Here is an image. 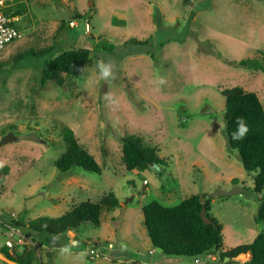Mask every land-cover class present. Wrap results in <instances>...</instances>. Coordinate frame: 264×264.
Here are the masks:
<instances>
[{
	"label": "rangeland",
	"instance_id": "obj_1",
	"mask_svg": "<svg viewBox=\"0 0 264 264\" xmlns=\"http://www.w3.org/2000/svg\"><path fill=\"white\" fill-rule=\"evenodd\" d=\"M12 2L23 6L20 36L0 54V140L9 132L16 140L0 145V209L14 211L23 225L108 193L119 201L101 211L98 227L84 223L67 231L64 247L53 250L45 240L28 238L17 252L34 248L38 264H196L192 256L153 247L141 213L152 199L175 205L192 194L210 199V213L222 226L219 253L264 232V223L255 222L261 193L252 189L254 174L227 147L222 95L238 87L254 92L264 107V73L232 63L264 57V0ZM58 6L77 22L59 33ZM51 45L53 51L11 66L18 53ZM78 48L89 49L78 74L63 76V85L41 84L50 59ZM100 60L113 65L107 79L99 78ZM62 126L93 155L100 173L73 167L60 174L55 161L65 150ZM127 134L153 147L165 166L127 170L121 159ZM32 197L40 199L27 208ZM5 240L0 226V244ZM96 240L98 256L92 257L86 241ZM214 255L200 264H247L250 257L222 262ZM0 264L8 263L0 258Z\"/></svg>",
	"mask_w": 264,
	"mask_h": 264
},
{
	"label": "trees",
	"instance_id": "obj_2",
	"mask_svg": "<svg viewBox=\"0 0 264 264\" xmlns=\"http://www.w3.org/2000/svg\"><path fill=\"white\" fill-rule=\"evenodd\" d=\"M23 6L15 3L10 9L14 14L21 15ZM83 16H76L81 19ZM69 20H61L57 32L69 27ZM132 42H138L132 39ZM53 45L41 48L37 51L24 50L16 55L12 67L17 60L24 56H42L53 51ZM89 59V49L78 48L64 50L50 59L42 70L41 84L53 81L57 85H63V76L78 74ZM233 64L250 69L261 70L264 73V57L242 58L232 61ZM225 99V138L230 151L238 153L243 168L253 173L252 189L256 193L264 191V107L254 92H242L238 87L222 90ZM237 116L245 118L249 132L243 140H233L231 133L236 129ZM65 150L55 161V167L60 174L65 175L73 167L95 173L101 172V167L88 150L78 142L73 131L67 127L61 128ZM121 159L127 170L143 171L149 167L165 166V161L157 155L153 147L145 146L142 139L133 135L121 137ZM119 205L115 195L108 193L98 201L83 200L73 205L60 216H40L27 222L23 228L28 238L39 241H47L52 246L67 245V231L77 232L79 226L90 223L96 227L100 225V213L103 209H109ZM205 207L206 215L213 224H205L200 217V210ZM210 199L192 194L175 205L162 204L152 199L141 207L142 225L145 229L151 245L162 253L174 256L203 255L205 253H217L218 260L235 258L246 253L250 254L247 264H264V232L258 233L250 243L239 244L222 253L221 237L222 226L210 213ZM255 222L264 223V200L262 196L257 206ZM78 240V239H77ZM0 252L9 260L18 264H38L39 258L34 248L9 251L7 246Z\"/></svg>",
	"mask_w": 264,
	"mask_h": 264
},
{
	"label": "built area",
	"instance_id": "obj_3",
	"mask_svg": "<svg viewBox=\"0 0 264 264\" xmlns=\"http://www.w3.org/2000/svg\"><path fill=\"white\" fill-rule=\"evenodd\" d=\"M13 5L12 0H0V54L6 47V45L20 36V30L17 28L16 22L20 20L18 14H14L13 9H10ZM84 32L89 30L88 19H84ZM77 22L75 19L69 21V26H76ZM147 182L146 180L144 181ZM7 216V219H5ZM0 226L6 234V240L4 245L9 249H14L18 246L24 245L28 237L24 234L23 228L26 224L21 225L18 223V216L14 211L0 209ZM70 232V231H68ZM97 242L86 241V252L92 257L98 256L96 250ZM108 247H112L113 244L110 242L107 244ZM153 252V250H150ZM215 260L216 256L213 253H205L194 257V263L200 264L201 260Z\"/></svg>",
	"mask_w": 264,
	"mask_h": 264
},
{
	"label": "clouds",
	"instance_id": "obj_4",
	"mask_svg": "<svg viewBox=\"0 0 264 264\" xmlns=\"http://www.w3.org/2000/svg\"><path fill=\"white\" fill-rule=\"evenodd\" d=\"M97 68L99 71L100 79H107L112 75L113 65L111 63H105L103 60L97 62ZM163 81H161L162 83ZM236 129L231 133L233 140H243L247 133L249 132L248 124L245 121V118L242 116H237L235 119Z\"/></svg>",
	"mask_w": 264,
	"mask_h": 264
},
{
	"label": "water",
	"instance_id": "obj_5",
	"mask_svg": "<svg viewBox=\"0 0 264 264\" xmlns=\"http://www.w3.org/2000/svg\"><path fill=\"white\" fill-rule=\"evenodd\" d=\"M57 11L59 12V14L63 20H65V21L69 20L70 16H69L68 12L62 6H58ZM13 140H16V135L13 132H9L2 137V139L0 140V145H4V144H6L10 141H13ZM38 199H40V197H32V198L28 199L26 201V207L27 208L31 207L32 204L34 202H36ZM200 217L205 224H213V221L210 219V217L206 215V210H205L204 206H202V208L200 210ZM225 259H227V258H225Z\"/></svg>",
	"mask_w": 264,
	"mask_h": 264
},
{
	"label": "crops",
	"instance_id": "obj_6",
	"mask_svg": "<svg viewBox=\"0 0 264 264\" xmlns=\"http://www.w3.org/2000/svg\"><path fill=\"white\" fill-rule=\"evenodd\" d=\"M261 196L263 197V195L261 194ZM94 242H97L98 243V241L96 240V241H94ZM150 242V241H149ZM150 244H151V242H150ZM52 246V245H51ZM2 247H4V244H0V249L2 248ZM57 247H62V246H52L51 248L53 249V248H57ZM111 249H112V247H111ZM54 250V249H53ZM53 250H52V255H53ZM150 250H153V249H149V251ZM51 252V251H50ZM110 251L109 250H107V253H109ZM87 253V252H86ZM151 253H153V252H151ZM249 254V253H248ZM2 256V257H1ZM108 257L109 258H107V259H109L112 263H114L115 262V260L110 256V254H108ZM0 258L1 259H3L5 262H7L8 264H18V263H16V262H14V261H11V260H9V259H7L1 252H0ZM128 261H134V260H128Z\"/></svg>",
	"mask_w": 264,
	"mask_h": 264
},
{
	"label": "bare ground",
	"instance_id": "obj_7",
	"mask_svg": "<svg viewBox=\"0 0 264 264\" xmlns=\"http://www.w3.org/2000/svg\"><path fill=\"white\" fill-rule=\"evenodd\" d=\"M2 257V256H1Z\"/></svg>",
	"mask_w": 264,
	"mask_h": 264
}]
</instances>
